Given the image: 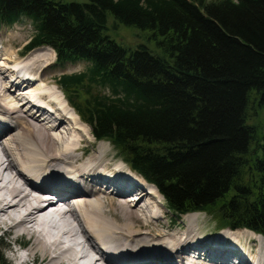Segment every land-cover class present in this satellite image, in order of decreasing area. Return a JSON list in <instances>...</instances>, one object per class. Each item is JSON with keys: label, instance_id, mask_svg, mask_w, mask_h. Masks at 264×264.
<instances>
[{"label": "trees", "instance_id": "trees-1", "mask_svg": "<svg viewBox=\"0 0 264 264\" xmlns=\"http://www.w3.org/2000/svg\"><path fill=\"white\" fill-rule=\"evenodd\" d=\"M109 14L158 50L111 37ZM22 17L28 47L90 61L58 84L177 218L264 234V140L248 122L252 93L264 108V0H0V24Z\"/></svg>", "mask_w": 264, "mask_h": 264}, {"label": "bare ground", "instance_id": "bare-ground-1", "mask_svg": "<svg viewBox=\"0 0 264 264\" xmlns=\"http://www.w3.org/2000/svg\"><path fill=\"white\" fill-rule=\"evenodd\" d=\"M19 55H0L12 62L10 66L0 64V231L12 237L17 247H22L20 238L28 237L31 242L27 249L23 245L26 250L12 249L16 264H264L263 235L225 228L218 235L215 230L213 239L199 238L200 212L183 215L188 221L179 233H149L156 240L143 237L151 230L150 224L156 220L159 227L163 218L150 199L158 192L156 188L144 180L142 184L130 170L123 175L105 168L109 142L98 141V150L89 156L81 147L91 137L86 124L66 98L59 100L64 94L56 86L43 85V71L38 78L48 58L38 54L35 63L32 59L34 64L26 65L16 60ZM11 69L23 72L24 80L15 75L8 81L6 71L13 76ZM37 97H49L60 105L45 121L30 110L33 106L28 107L29 99ZM22 168L33 177L25 176ZM42 193L59 194L69 208L58 209L59 202L41 197ZM154 200L159 208L165 207ZM106 203L111 211H106ZM139 222L144 232L134 229ZM236 232H245V242H229ZM136 243L142 245L140 249Z\"/></svg>", "mask_w": 264, "mask_h": 264}, {"label": "rangeland", "instance_id": "rangeland-1", "mask_svg": "<svg viewBox=\"0 0 264 264\" xmlns=\"http://www.w3.org/2000/svg\"><path fill=\"white\" fill-rule=\"evenodd\" d=\"M72 1H74V0H72ZM75 1L83 2L85 0H75ZM109 16H110V18H109V22H108V33L111 37L115 38L118 42H120L121 44H124L128 47H131V48H135L136 46H138V44L144 43V44L148 45L151 49H153L155 51L158 50V48L150 40V36H148L146 32H144V31H142L136 27L124 26L121 23H119L114 17H112L113 15L109 14ZM33 30H34L33 24L26 18H21L19 21H17L16 23H14L12 25H9V26L0 25V49H1L0 55H1V53L2 54L3 53H11V54L15 53V54H17L18 52H20V55H21V53L23 51L24 44H28L31 37L33 36V33H34ZM48 49H51V48H48ZM48 49H46V47H44V46L35 47V48H33L32 51L27 53L26 56L19 57L20 56L19 55L16 58V60L24 61L26 65H31L32 59H33L34 63L36 62L35 59H36V56H38V54H39V56L42 55V56L47 57L48 59L45 62L46 64L43 63V65L45 64V66L41 70H39L37 75L39 78L40 75L43 73L42 77H44V82H45V84H43V85H45L49 89H52L54 86H56L60 90V88L57 85L58 84L57 83L58 82L57 77L62 72H79V71L85 70L89 66V63L86 61H80L77 63H70V64H64V65L58 64L54 50H52V49L48 50ZM13 56H15V55H12V58H13ZM5 58H7V57H5ZM11 59H9V60H11ZM14 61H15V58H13V62ZM4 63H6L9 66L11 65V62L4 61L3 59H0V64H4ZM34 63H32V64H34ZM41 71H43V72L41 73ZM6 74L8 75V80H9V76H10L9 71L6 72ZM35 83H38V81H36ZM33 90H35V89H33ZM48 91L49 90H47V91L44 90V92H48ZM60 92H62V91L60 90ZM106 92H108V91H106ZM252 95H253L251 97L252 104L250 105L251 107L248 110V116H249L248 122L250 124L258 126V129L260 132L259 139H260V141H262V140H264V108L259 107L257 105L256 98H255L253 93H252ZM60 96H61V94H60ZM61 97L65 98L64 96H61ZM10 98H12L11 95H10ZM36 116H38V115L36 114ZM39 118L41 119V117H39ZM89 127L90 126L86 124L85 128L89 132L91 137L89 138V140L87 138H85V140H87V141L83 142V145H81V147H83L84 149H87V153H90L89 154V156H90V155L95 154V151L98 150L100 145L97 142V140H95V138H93V136L91 135V129ZM108 150H109V152H108L109 157H108V159L106 158L104 160V164L105 163H107V164H105V165L103 164V166L105 168H108V170L109 169H113L114 171L119 170V172L122 173L123 175H125L124 172L130 173L129 170H131V169L129 168V166L125 162L122 161L121 156L117 153L116 149L111 145V143H109ZM251 155H254V153H251ZM140 181L143 184L144 181L142 178L140 179ZM144 185H146V183H144ZM156 191H158V190L156 189ZM150 199H152L154 204L157 206V209H159V211L161 213L160 215H161V217L163 216V218L159 221V222H161L159 227H156L158 225H155V224H157L156 220L152 224H150L151 230L148 232H145L143 234V237L150 238V237H148L151 235V234L149 235V233H152V235H158V236H165V235L171 236V235H174L176 233H179L181 229H184V227L182 225L186 224L188 219L187 218L185 219V216H181L178 218L175 217L174 214L167 208L165 198L162 196V194L159 191L156 192L154 199H156V200L159 199L160 201H162V203L164 204L165 207H163L162 209L159 208L160 205L156 204V202L153 198H150ZM108 202H110V201H108ZM105 205H106V211H111L109 204L106 203ZM111 213H113V211ZM201 213H202L203 217L201 216V218L197 222V230H199L198 237L202 238V239H213V235L216 234L215 230L219 231V233L216 234V235H218V234H220V231L224 229L223 227H219L220 221L217 220L219 213H217V214L215 213L213 215L209 214L207 212H201ZM108 219L110 221L112 220L111 217L107 218V220ZM115 221L120 223L119 220L115 219ZM170 222L171 223L174 222L173 225L175 227H171V225H169ZM141 224L142 223H140V222L135 223L134 229L137 231L144 232V230L141 228ZM115 225L119 226V224H116V223H115ZM218 227L220 230L218 229ZM226 228L230 229L228 227H226ZM237 230H240V229H237ZM244 233L245 232L233 233L232 235H234V237H237V238L231 237L232 240L229 242H232V243L234 241L236 242V239H237V241L245 242L243 240V238L247 237V236H245ZM226 234L231 235L230 232H228ZM150 239L156 240L155 237H152ZM29 240H28V237L20 238V243H22V245H21L22 247L20 248L19 245H18V247L15 246V241L12 239V237H8L6 235L3 236L2 232L0 231V257L4 260L5 264H16V258H15V255H14V252L12 251V249H14L16 251L19 249L26 250L27 248H29L31 246V242ZM7 244L11 245V248L7 247ZM23 244H24V246H26V249L23 248ZM155 244H157V243H155ZM135 245H137V247L139 249L142 246L141 244H138V243H136ZM144 248H146V247H144ZM252 249L254 250V248H252ZM202 261H203V259H202ZM203 263H205V262L203 261Z\"/></svg>", "mask_w": 264, "mask_h": 264}]
</instances>
